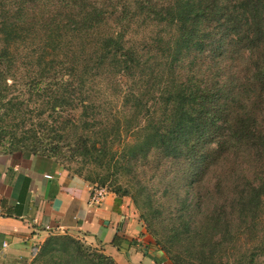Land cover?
<instances>
[{
    "label": "trees",
    "instance_id": "obj_1",
    "mask_svg": "<svg viewBox=\"0 0 264 264\" xmlns=\"http://www.w3.org/2000/svg\"><path fill=\"white\" fill-rule=\"evenodd\" d=\"M139 19L160 27L146 43L129 39ZM105 113L121 116L111 130ZM130 127L135 140L115 149L113 134ZM63 149L109 170L157 152L179 166L187 192L216 177L220 212L194 223L188 192L172 231L163 226L167 238L151 197L132 199L173 264H264V0H0V151L48 158ZM98 179L103 187L109 176ZM121 189L112 193L127 196ZM177 220L203 240L184 242ZM241 232L253 245L230 262ZM55 246H75L64 264H117L68 235L47 239L39 257Z\"/></svg>",
    "mask_w": 264,
    "mask_h": 264
},
{
    "label": "crops",
    "instance_id": "obj_2",
    "mask_svg": "<svg viewBox=\"0 0 264 264\" xmlns=\"http://www.w3.org/2000/svg\"><path fill=\"white\" fill-rule=\"evenodd\" d=\"M91 193L90 183L46 161L0 155V264L25 262L59 234L82 240L118 264H156L154 241L125 197L109 192L94 206ZM117 234L124 239L120 249L112 244Z\"/></svg>",
    "mask_w": 264,
    "mask_h": 264
},
{
    "label": "rangeland",
    "instance_id": "obj_3",
    "mask_svg": "<svg viewBox=\"0 0 264 264\" xmlns=\"http://www.w3.org/2000/svg\"><path fill=\"white\" fill-rule=\"evenodd\" d=\"M47 2L49 4H57V0H47ZM142 25V19H139L134 23L135 33L133 32L130 35L129 39L131 41L133 40V42L141 43L142 40L144 43H146L148 39H151V37L155 35L154 32H157V30H159L160 28L158 26ZM122 79L125 80L124 78ZM99 85L104 88V83L102 81H100ZM114 101L118 102V100ZM35 106L37 108V105ZM118 107L121 108L120 105H118ZM72 115L74 123H77V125H79L82 119V109L80 107L77 108L75 112L72 113ZM103 116L104 121H108V118L112 120L107 124H103L102 126L107 127L108 130H111L113 128L115 118L121 117L118 115L115 118L111 117L110 113H105ZM129 130L132 131L127 133L124 128L120 129L121 137H116V134H113L115 149H118L117 145L121 142V140L122 142L127 141L129 143H131V140H135V135H133L134 137H131L134 128L130 127ZM136 132L138 133L139 129H137ZM129 138H131V140ZM59 154H61V156L52 155L48 158L33 156L30 158H26V156L24 157L22 152L15 151L13 153H8L0 151L1 156H14L15 160L23 156V158H26L28 160L32 159L36 161L38 159L46 161V163L52 165L60 171H66L69 176L87 181L92 185V190L95 187H102L101 183H99L101 182V180L98 179V174L103 177L109 176L106 185H104L103 187L108 190V193L114 191L115 188L118 189V187L123 188L121 189V192H123L122 190H127V196H125L124 199L126 200V202L130 203L132 209L137 213L138 217L141 215V210L135 205L132 196L136 195L138 198L141 197V199H139L141 200V202L143 200L142 198L146 199V196H150L153 203L159 208V214L162 215V219L165 221V224H160L162 226H159L160 228L158 227L162 235L165 234L162 230L163 226L165 230L172 231V228L175 224H172L173 221H171L172 217L170 216V214L176 209V207H178V204L176 202L186 198L188 192H192L191 194L196 193L197 204L195 206V209L193 210V214H191L190 216L191 220H193L194 223L199 224V226L203 227L205 222H208L211 217L220 212V207L218 204L220 203V201H218V199L220 198L221 194L216 190L215 186H213L216 181L218 182V179L216 177H207L204 183L198 189H192L187 192V190H184L183 188L184 184L186 183V178H182V175L178 172L180 169L179 166L172 164L171 162L168 163L166 161H162L161 154L157 152L151 153L147 161L143 160L138 162H129L126 165L121 164V167H119L118 170H116L113 165L110 170L107 168V165L105 166L106 168H100L92 164H88L87 166L78 158H70V154L66 151V149H63ZM241 161L242 159L239 157L236 165H239ZM230 162L231 161L228 162L229 166L232 165L230 164ZM94 180L98 182L93 183ZM181 190H183V192L179 194ZM176 224H179V227L177 225L176 226L181 229V233L184 235L182 239L184 240V242H187V244L192 245L194 243H200L201 240H203V236L197 235V232L185 228V226H183L179 220H177ZM144 231L147 232L150 238L154 241V255H156V257L158 256L157 261L161 264H173L171 262L170 256L166 254L162 248H160V245L157 244V238L148 231L145 224ZM52 236L66 235H50L47 239H50V237ZM75 239L79 240L84 248H89L90 251L102 253L101 250L91 247L82 240L77 238ZM45 241L33 250L32 257L27 259L25 262H22L21 264H64L65 261H68V259H71L74 254H76L75 246H72V248H70L69 250L64 247H62L61 249L59 246H55L52 251L47 252L45 257L40 258V248L45 243ZM251 242H253L251 237H248L243 232H241L236 245L234 244V247L232 249L230 248L226 251L228 256L227 259L231 262V255L237 254L241 248L243 249L242 252H244L245 248L251 250V246L253 245ZM177 248L179 251L185 250V247L179 248L177 246ZM235 248H238V250L235 251Z\"/></svg>",
    "mask_w": 264,
    "mask_h": 264
},
{
    "label": "built area",
    "instance_id": "obj_4",
    "mask_svg": "<svg viewBox=\"0 0 264 264\" xmlns=\"http://www.w3.org/2000/svg\"><path fill=\"white\" fill-rule=\"evenodd\" d=\"M47 177L52 178L51 176H47ZM107 195H108V190H106L105 187L93 188L90 198V204L94 206H100L106 199Z\"/></svg>",
    "mask_w": 264,
    "mask_h": 264
}]
</instances>
